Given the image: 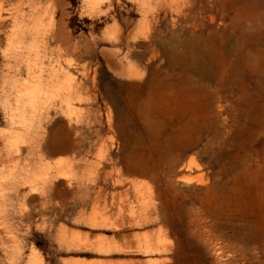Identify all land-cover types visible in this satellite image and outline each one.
I'll list each match as a JSON object with an SVG mask.
<instances>
[{"label":"rangeland","instance_id":"obj_1","mask_svg":"<svg viewBox=\"0 0 264 264\" xmlns=\"http://www.w3.org/2000/svg\"><path fill=\"white\" fill-rule=\"evenodd\" d=\"M0 264H264V0H0Z\"/></svg>","mask_w":264,"mask_h":264},{"label":"bare ground","instance_id":"obj_2","mask_svg":"<svg viewBox=\"0 0 264 264\" xmlns=\"http://www.w3.org/2000/svg\"><path fill=\"white\" fill-rule=\"evenodd\" d=\"M251 0H249V2H250ZM248 7H250V6H248ZM111 66H112V64H111ZM131 70H132V68H130V70L128 71V74H129V77H133V76H135L132 72H131ZM137 73V72H136Z\"/></svg>","mask_w":264,"mask_h":264}]
</instances>
